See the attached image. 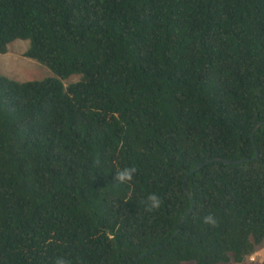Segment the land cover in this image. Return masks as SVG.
Returning <instances> with one entry per match:
<instances>
[{
  "label": "trees",
  "instance_id": "1",
  "mask_svg": "<svg viewBox=\"0 0 264 264\" xmlns=\"http://www.w3.org/2000/svg\"><path fill=\"white\" fill-rule=\"evenodd\" d=\"M15 41L54 77L0 74V264H135L159 246L139 264L253 255L264 0H0V55ZM215 158L250 161L206 165L189 197L186 175Z\"/></svg>",
  "mask_w": 264,
  "mask_h": 264
},
{
  "label": "rangeland",
  "instance_id": "2",
  "mask_svg": "<svg viewBox=\"0 0 264 264\" xmlns=\"http://www.w3.org/2000/svg\"><path fill=\"white\" fill-rule=\"evenodd\" d=\"M29 41H15L8 47L6 55H0V74L19 82L43 81L54 77L51 70L25 57ZM79 76H72L63 83L66 87L78 82ZM228 264H237L234 262ZM242 264H264V241Z\"/></svg>",
  "mask_w": 264,
  "mask_h": 264
},
{
  "label": "water",
  "instance_id": "3",
  "mask_svg": "<svg viewBox=\"0 0 264 264\" xmlns=\"http://www.w3.org/2000/svg\"><path fill=\"white\" fill-rule=\"evenodd\" d=\"M262 124H263V122L259 123V124L256 126V128L253 130V136H252V140H253V141H254V134H255V132L257 131V129H258ZM255 157H256V158L258 157V152H257V150H256V156H255ZM248 161H250V160L246 159V160L230 161V160L223 159V158H215V159H212V160H209V161H207V162H204V163L200 164L198 167H196L194 170H192L191 172H189V173L186 175V177H185V179H184V190H185V193L190 197V195H189V193H188V190H187V186H186V181H187L188 177L191 176V175H193V174H195V173H197V172L200 171L202 168H204L206 165H208V164H210V163H214V162H223V163L228 164V165H239V164H242V163H244V162H248ZM192 210H193V203H192V205H191L190 210H189L187 213H185L184 216L182 217V219H181V221H180V223H179V226H178L176 232L170 237V239L166 242L165 245L171 243V242H172V241H173V240L179 235V233H180V231H181V229H182V227H183L184 222L186 221L188 215L192 212ZM161 247H162V246H159V247L154 248V249L150 250L149 252H147V253L141 255V256L136 260V263H135V264H139V262H140L142 259H144V258H146L148 255L154 253L155 251H157V250L160 249Z\"/></svg>",
  "mask_w": 264,
  "mask_h": 264
},
{
  "label": "clouds",
  "instance_id": "4",
  "mask_svg": "<svg viewBox=\"0 0 264 264\" xmlns=\"http://www.w3.org/2000/svg\"><path fill=\"white\" fill-rule=\"evenodd\" d=\"M129 176H130V171L125 170L124 172H121L119 174V179L124 180V179L128 178ZM149 200L151 201V207L154 208V207L158 206L159 201H158V197L156 195L150 196ZM204 222L206 224H215L216 223V221L212 215L205 216Z\"/></svg>",
  "mask_w": 264,
  "mask_h": 264
}]
</instances>
